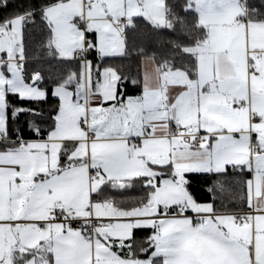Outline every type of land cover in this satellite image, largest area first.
<instances>
[{
	"label": "snow or ice",
	"instance_id": "1",
	"mask_svg": "<svg viewBox=\"0 0 264 264\" xmlns=\"http://www.w3.org/2000/svg\"><path fill=\"white\" fill-rule=\"evenodd\" d=\"M0 10V264H264V0Z\"/></svg>",
	"mask_w": 264,
	"mask_h": 264
},
{
	"label": "trees",
	"instance_id": "2",
	"mask_svg": "<svg viewBox=\"0 0 264 264\" xmlns=\"http://www.w3.org/2000/svg\"><path fill=\"white\" fill-rule=\"evenodd\" d=\"M11 2V0H10ZM17 2H19V0H17ZM4 13H3V10H0V16H2ZM37 35V38H38V34ZM135 64L136 62L133 61L132 62V65H133V72L136 71V67H135ZM57 68H59L60 66L57 65L55 66ZM127 70V69H126ZM47 75V73H46ZM191 191L195 194L196 198L197 199H207L208 198V193L204 190V186L206 184H208L210 181L205 178V177H201L199 175H196V174H191ZM139 193L137 192L136 189H132L130 191H127V192H123V193H113V195H124V196H135V195H138ZM141 235H143V233H141Z\"/></svg>",
	"mask_w": 264,
	"mask_h": 264
},
{
	"label": "crops",
	"instance_id": "3",
	"mask_svg": "<svg viewBox=\"0 0 264 264\" xmlns=\"http://www.w3.org/2000/svg\"><path fill=\"white\" fill-rule=\"evenodd\" d=\"M254 44H255V42H254Z\"/></svg>",
	"mask_w": 264,
	"mask_h": 264
}]
</instances>
